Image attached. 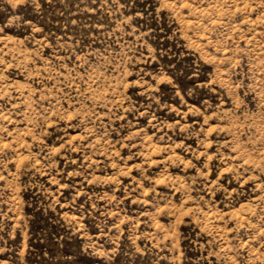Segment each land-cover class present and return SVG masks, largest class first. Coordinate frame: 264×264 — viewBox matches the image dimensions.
<instances>
[{"label":"rangeland","instance_id":"rangeland-1","mask_svg":"<svg viewBox=\"0 0 264 264\" xmlns=\"http://www.w3.org/2000/svg\"><path fill=\"white\" fill-rule=\"evenodd\" d=\"M0 264H264V0H0Z\"/></svg>","mask_w":264,"mask_h":264}]
</instances>
